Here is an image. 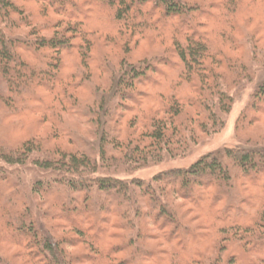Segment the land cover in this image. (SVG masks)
Wrapping results in <instances>:
<instances>
[{
	"label": "trees",
	"instance_id": "1",
	"mask_svg": "<svg viewBox=\"0 0 264 264\" xmlns=\"http://www.w3.org/2000/svg\"><path fill=\"white\" fill-rule=\"evenodd\" d=\"M28 1L0 0V264H264V80L234 124L243 146L149 180L114 176L183 157L223 128L222 116L252 81L254 66H264L262 30L232 28L229 11L241 7L238 0H224L226 41L235 56L225 60L195 26L209 9L200 0H94L119 32L133 37L149 31L153 11L178 19L169 23L171 48L138 58L125 41L118 59L94 57L95 34L78 0H32L61 16L49 25L35 18ZM156 34L167 37L163 30ZM75 47L80 65L64 74L63 56ZM39 51L37 62L28 63L25 55ZM59 78L65 88L54 93L57 106L28 87L50 89ZM146 91L150 115L139 100ZM31 95L49 130L27 129L10 139L7 133L21 121L1 129L2 119L30 110L25 98ZM108 227L114 238L105 246Z\"/></svg>",
	"mask_w": 264,
	"mask_h": 264
},
{
	"label": "rangeland",
	"instance_id": "2",
	"mask_svg": "<svg viewBox=\"0 0 264 264\" xmlns=\"http://www.w3.org/2000/svg\"><path fill=\"white\" fill-rule=\"evenodd\" d=\"M200 1L209 4V9L206 10L202 18L198 17L195 20V26L200 32H202L210 41H212L216 45V47L221 52V56L224 58V60L233 59L235 56L232 55L230 45L226 41L227 34L225 30L228 28L226 27V22L228 21V19L226 18L227 13L225 10L227 8L224 4V0ZM78 2L82 7L83 15L86 18V24L88 25L89 30H91V32L95 34V44L92 48V52L94 57L96 58L98 57V55L101 57L103 54H106L109 57L115 56L118 59L122 53V49L120 47H122L125 41L131 42L129 45L130 51L132 52V55L136 56L138 54V58H141L145 55L153 54V52H158L160 48H171V44L169 41L170 38L168 37L170 30L169 23H176L178 21L177 18H174L172 20H164L159 12L153 11L149 19V31H145V33H143V35L141 36L135 35V37H133V34H129L128 31L125 30L119 32L115 28L113 21L110 18L109 10L106 7L100 5L94 0H78ZM238 2L241 7H238V9L235 11H229L231 12L230 17L233 22L232 28H236V25L238 24H245L246 32L250 33L255 28H259L260 30H262L261 33L264 34V0H238ZM27 6L36 19H40L47 25L53 23L54 20L61 18V16H58L55 11L47 7L44 3H36L32 0H29ZM50 27H52V25H50ZM222 29V34H220L219 31ZM103 30L109 31L110 37H104ZM160 30H163L166 34L165 36H167L168 38H160V34H156L157 31ZM154 31H156V33ZM71 38L73 39L74 44H79L77 36H71ZM134 39L136 41L135 44L132 45ZM41 52L42 51H39L36 54L29 53L25 55V58L30 64L36 63L39 59V55L42 54ZM168 55L170 56V52L168 53ZM63 58L64 59L62 62L61 71L64 74L70 73L74 69V66L80 65V57L78 50H76V47L73 48L69 53L65 54ZM171 61L173 62L174 60ZM87 67H89L88 75L93 78V80H95V75L97 74L96 68L92 63L88 64ZM254 73L255 74L252 81L247 83L243 87V89L236 94V97L229 113L222 116L224 120V126L218 133L212 135L206 140L199 142L198 144L191 145L183 157L171 158L167 156L161 162L153 163L140 169L116 173L114 174V176L123 180H130L132 178L149 180L152 176L159 172H165L175 169H186L198 158L207 153L217 152L224 147L243 146V144L235 136L234 124L240 111L247 103L252 91L259 83L264 80V66H254ZM154 77L158 82H161V78L159 75H155ZM28 87L34 92L36 96L41 98L44 104L50 106H57V103L55 102L54 93L56 91H62L65 88V80L63 78H59L54 84V87L50 89L44 84L36 83H31ZM68 91L74 95L75 93H78L77 90H75L74 86L70 87ZM36 96L31 95L25 98L26 103L31 106L30 110H25L20 113H5V116L2 119L1 129L11 127L14 121L17 119H19L22 124L19 129L12 128L13 130H9L7 134L9 135V137H11L10 139H13L14 137H19L18 139H20L24 135L23 130L27 129H31L33 133H35L36 131L41 132L42 130L48 132L50 125L41 124V114L39 112V107L33 106L36 105L35 103L37 102ZM86 96L87 93L85 92L84 96H77V100H84ZM139 100L147 103L145 108V114L150 115L153 108L151 104V98L149 97V91H146L143 96H140ZM130 116L131 111H128L125 114L123 120H128ZM123 128H126V124H123ZM52 142L61 146L66 145L64 142L58 139H54L52 140ZM19 177L24 182H27L25 174L22 173L19 175ZM249 191H251V187L245 188V193ZM28 198H30V203L31 205H33V201L30 195H28ZM212 210L213 212L218 213L220 208L214 207L212 208ZM67 230L69 233L73 232L72 229ZM113 232L114 229L110 227L106 229V233L103 239L105 246L113 241ZM156 242L157 240H152L153 244ZM81 248H83V244L79 245L76 250ZM103 258L105 260L109 259V257L107 256H104ZM22 262L23 260L19 261L18 259V263Z\"/></svg>",
	"mask_w": 264,
	"mask_h": 264
}]
</instances>
